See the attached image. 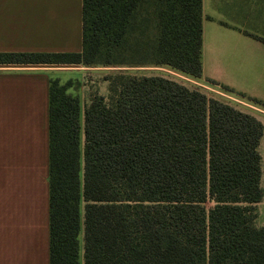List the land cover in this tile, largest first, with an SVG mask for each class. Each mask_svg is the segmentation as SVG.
<instances>
[{
  "label": "trees",
  "instance_id": "trees-1",
  "mask_svg": "<svg viewBox=\"0 0 264 264\" xmlns=\"http://www.w3.org/2000/svg\"><path fill=\"white\" fill-rule=\"evenodd\" d=\"M201 55L202 0H83L81 52L0 53V63L199 81ZM118 87L82 120L79 80L50 82V264H264L263 124L161 74Z\"/></svg>",
  "mask_w": 264,
  "mask_h": 264
},
{
  "label": "crops",
  "instance_id": "crops-1",
  "mask_svg": "<svg viewBox=\"0 0 264 264\" xmlns=\"http://www.w3.org/2000/svg\"><path fill=\"white\" fill-rule=\"evenodd\" d=\"M82 7L0 0V53L81 52ZM201 62V86L264 102V0H202ZM92 69L102 68L0 63V264H50V82L80 77L83 120L82 79ZM233 99L264 127L263 108ZM263 151L264 132L261 186Z\"/></svg>",
  "mask_w": 264,
  "mask_h": 264
},
{
  "label": "rangeland",
  "instance_id": "rangeland-1",
  "mask_svg": "<svg viewBox=\"0 0 264 264\" xmlns=\"http://www.w3.org/2000/svg\"><path fill=\"white\" fill-rule=\"evenodd\" d=\"M78 68V67H76ZM102 69H92L90 71H87L88 73L83 76V97L84 101H91V99L94 96H102L105 98L106 102L110 103L112 98L117 94V90L119 89V78L122 76H144V75H157L161 74L167 77L174 78L178 82L186 85L187 87L194 89L198 88L202 91H205L209 94L211 97L219 98L222 101L228 102L231 105L237 107L238 109H242V105L240 103H237L235 100H232L233 97L238 99L239 101H246L249 103H252L248 98L246 97H241L240 95L234 94V93H227L223 89H221V86H217L218 89L222 93L225 94L221 95L213 90H207L203 88V86L200 85V83L195 82L193 79L182 75L177 72L170 71L168 69H149V68H103L99 67ZM77 75H74L72 78L74 79H79L80 77H76ZM70 77V76H69ZM199 82V81H198ZM80 93V91H78ZM232 96V97H231ZM231 97L232 99H230ZM243 110L246 111V108ZM242 110V111H243ZM262 190L264 191V151H263V181H262ZM83 206V205H82ZM206 208L209 209L213 206V203L211 201L206 202L205 204ZM257 210H258V215L259 212L260 216H257V219L255 221V224L257 225L256 222H261L264 220V198L263 200L257 204ZM82 239V238H81Z\"/></svg>",
  "mask_w": 264,
  "mask_h": 264
},
{
  "label": "built area",
  "instance_id": "built-area-1",
  "mask_svg": "<svg viewBox=\"0 0 264 264\" xmlns=\"http://www.w3.org/2000/svg\"><path fill=\"white\" fill-rule=\"evenodd\" d=\"M203 88H205V89H207V90H210V89H211L210 87H208V86H206V85H204ZM217 93H218V92H217ZM219 94L225 96V94H223V93H219ZM229 98H230V97H229ZM230 99H232V98H230ZM232 100H234V99H232Z\"/></svg>",
  "mask_w": 264,
  "mask_h": 264
}]
</instances>
